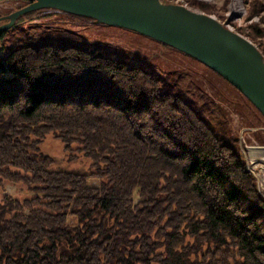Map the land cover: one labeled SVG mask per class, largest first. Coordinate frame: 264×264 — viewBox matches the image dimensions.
I'll return each mask as SVG.
<instances>
[{"label":"trees","instance_id":"obj_1","mask_svg":"<svg viewBox=\"0 0 264 264\" xmlns=\"http://www.w3.org/2000/svg\"><path fill=\"white\" fill-rule=\"evenodd\" d=\"M260 11L256 1L247 16ZM52 14L105 24L45 7L0 31V185L27 187L0 189V264H264V196L239 138L153 71L88 42L22 27L10 45L16 25ZM240 32L264 51L261 26ZM48 134L90 170L53 169L39 153Z\"/></svg>","mask_w":264,"mask_h":264},{"label":"rangeland","instance_id":"obj_2","mask_svg":"<svg viewBox=\"0 0 264 264\" xmlns=\"http://www.w3.org/2000/svg\"><path fill=\"white\" fill-rule=\"evenodd\" d=\"M162 1L189 5L211 14L239 33L240 28L251 24H257L264 29V0ZM256 1H260L261 11L248 18V7ZM24 3L22 0H0V27H13L18 18L15 12L23 8L21 5ZM13 19L14 23L10 24ZM32 24H40L41 29L30 27ZM15 27V34L8 38L10 45L18 41L19 32L25 27L37 41L50 40L58 45L71 39L82 40L104 54L124 59L129 63H138L153 71L159 77L164 90L186 98L195 109L210 117L215 130L219 134L223 133L226 141L233 144L234 139L238 137L246 161L250 157L248 147L264 146V115L257 107L214 70L169 45L130 29L69 18L63 14L32 18ZM241 34L253 41L264 56L260 39L254 40L246 34ZM39 153L51 156L54 160L52 168L56 170L85 172L90 170L92 163L91 159L82 153L72 159L65 150L64 143L54 134H48L44 138ZM249 168H252L261 189L259 173H255L252 165ZM0 189L1 195L11 192L23 196L27 191L24 184L9 181H4ZM261 191L263 192L262 189Z\"/></svg>","mask_w":264,"mask_h":264},{"label":"water","instance_id":"obj_3","mask_svg":"<svg viewBox=\"0 0 264 264\" xmlns=\"http://www.w3.org/2000/svg\"><path fill=\"white\" fill-rule=\"evenodd\" d=\"M45 7L93 17L168 44L221 75L264 115L262 52L248 37L211 14L162 0H33L15 16Z\"/></svg>","mask_w":264,"mask_h":264},{"label":"bare ground","instance_id":"obj_4","mask_svg":"<svg viewBox=\"0 0 264 264\" xmlns=\"http://www.w3.org/2000/svg\"><path fill=\"white\" fill-rule=\"evenodd\" d=\"M250 151V157L248 159V161H246L247 167H253L255 173H259V182H260V186L261 189L263 190V192L261 191V193L264 196V146L260 147V146H250L248 147V152ZM249 163V166H248ZM252 169V168H251Z\"/></svg>","mask_w":264,"mask_h":264}]
</instances>
